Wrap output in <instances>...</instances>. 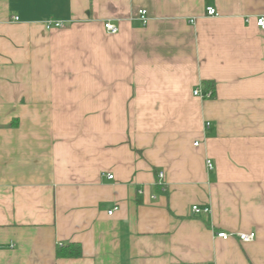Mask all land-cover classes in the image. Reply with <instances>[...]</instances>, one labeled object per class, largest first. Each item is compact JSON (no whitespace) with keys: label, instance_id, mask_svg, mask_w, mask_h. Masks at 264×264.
Instances as JSON below:
<instances>
[{"label":"crops","instance_id":"crops-1","mask_svg":"<svg viewBox=\"0 0 264 264\" xmlns=\"http://www.w3.org/2000/svg\"><path fill=\"white\" fill-rule=\"evenodd\" d=\"M263 14L0 0V264H264ZM71 243L80 257L56 256Z\"/></svg>","mask_w":264,"mask_h":264},{"label":"built area","instance_id":"built-area-1","mask_svg":"<svg viewBox=\"0 0 264 264\" xmlns=\"http://www.w3.org/2000/svg\"><path fill=\"white\" fill-rule=\"evenodd\" d=\"M205 14L207 16H216L217 13L216 11L212 8V7H206L205 9ZM14 19L16 20L17 18L14 17ZM138 19L141 22L142 25H145L147 22V17H146V11L145 10H139L138 11ZM255 25L256 27L261 30L264 31V14L263 15H259L255 18ZM62 25L60 22H55V21H51L48 20L45 22V28L46 29H51V28H60ZM104 29L106 30V32L109 35H115L118 31L117 27L115 25H113L110 22H105L104 23ZM192 94L194 96H198L200 98H205V97H209L210 93L206 92V93H202L200 88H196L194 89V91L192 92ZM204 96V97H203ZM208 125V124H207ZM196 145V143L194 144ZM206 168L208 170L212 169V164L210 162V160H206ZM106 179H112L113 176L111 174H106L105 175ZM163 174L162 173H158L157 178H158V182H160L162 180ZM117 208H113V210H116ZM113 210L108 211V215H111ZM209 211L208 208L206 207H198L197 205L191 206V212H193L195 215H201V214H205ZM231 234L225 233V232H218L216 233V237L220 238L222 240H227L231 237ZM237 238L240 242L242 243H246V242H250L254 239V233H238L237 234Z\"/></svg>","mask_w":264,"mask_h":264},{"label":"trees","instance_id":"trees-1","mask_svg":"<svg viewBox=\"0 0 264 264\" xmlns=\"http://www.w3.org/2000/svg\"><path fill=\"white\" fill-rule=\"evenodd\" d=\"M203 90L209 92V97L214 96V84L212 82H203ZM81 255V248L76 243L67 244L64 247H58L56 256L63 258H78Z\"/></svg>","mask_w":264,"mask_h":264}]
</instances>
